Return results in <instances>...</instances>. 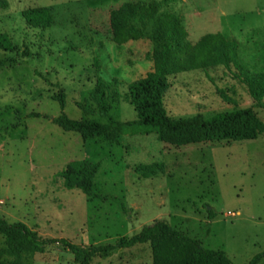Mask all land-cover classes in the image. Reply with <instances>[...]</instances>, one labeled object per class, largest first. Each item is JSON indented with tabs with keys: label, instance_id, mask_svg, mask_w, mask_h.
<instances>
[{
	"label": "rangeland",
	"instance_id": "obj_1",
	"mask_svg": "<svg viewBox=\"0 0 264 264\" xmlns=\"http://www.w3.org/2000/svg\"><path fill=\"white\" fill-rule=\"evenodd\" d=\"M126 1L149 0H6L0 7V33L15 47L0 49V217L23 222L43 239L78 246L112 243L163 220L204 247L223 251L231 264H245L264 251V133L176 145L157 127L128 124L136 113L127 85L152 68V42L149 21L142 38L112 41L109 12ZM38 6L51 9L49 27H30L21 16ZM163 9L180 16L188 41L220 32L237 42L244 70L264 71V0H170ZM233 72V65H217L169 75L162 98L167 115L250 106L264 123V109L254 105ZM96 77L117 79L119 95L107 117L91 101V113L77 105L89 98ZM61 111L75 119L112 121L119 133L113 141L82 138L52 121ZM75 160L99 162L93 196L65 188L56 177ZM152 162L164 171L147 178L135 173L136 165ZM24 262L75 264L59 242ZM91 264H151L150 248L139 243L116 249Z\"/></svg>",
	"mask_w": 264,
	"mask_h": 264
},
{
	"label": "trees",
	"instance_id": "obj_2",
	"mask_svg": "<svg viewBox=\"0 0 264 264\" xmlns=\"http://www.w3.org/2000/svg\"><path fill=\"white\" fill-rule=\"evenodd\" d=\"M170 0H149L148 2L126 1L109 12L111 39L116 44L138 40L144 36L146 22L149 21V39L152 49L147 54L152 68L146 74L127 85L128 97L136 113L128 124L157 127L161 137L176 145H185L198 140L239 141L254 139L264 133V123L259 121L251 107L219 111L209 115L197 113L186 117H171L163 106V93L167 87L169 75L208 67L233 65L234 78L247 88L254 105L264 109V71L250 73L244 70L237 60L238 44L226 38L220 32L206 33L195 42L187 39L178 14L164 10ZM7 5L0 0V7ZM25 23L30 27H49L53 21L51 9L46 6L28 7L21 12ZM0 49L13 51L14 45L5 33H0ZM97 63V62H96ZM117 79L105 82L96 77L95 85L89 92V98L77 105L85 113H91L90 102L97 107L102 117H107L111 103L118 98L115 85ZM219 95L228 99L218 89ZM59 106H64L63 93L57 96ZM65 131H73L82 138L99 137L113 141L119 133V126L111 122L95 119L70 118L64 112L51 118ZM99 169V162L75 160L69 162L56 177L63 180L65 188H78L86 196H93V182ZM135 173L147 178L163 172V165L152 162L138 164ZM212 217V213H208ZM0 264H25L24 258L40 253L53 242H59L74 258L75 264H91L94 257L109 256L114 250L128 248L139 243H148L151 264H231L228 256L221 250L204 247L200 241L192 238L163 220H155L144 225L130 237H119L110 243L78 246L63 238L43 239L29 229L23 222H8L0 217ZM264 257V251L255 254L245 264H258Z\"/></svg>",
	"mask_w": 264,
	"mask_h": 264
}]
</instances>
